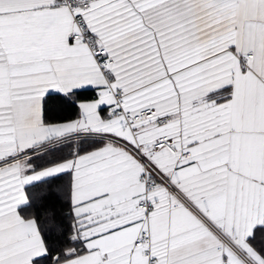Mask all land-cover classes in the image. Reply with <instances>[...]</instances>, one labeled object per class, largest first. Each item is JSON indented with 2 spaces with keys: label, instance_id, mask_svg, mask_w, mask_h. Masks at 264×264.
Returning <instances> with one entry per match:
<instances>
[{
  "label": "snow or ice",
  "instance_id": "6c2138e0",
  "mask_svg": "<svg viewBox=\"0 0 264 264\" xmlns=\"http://www.w3.org/2000/svg\"><path fill=\"white\" fill-rule=\"evenodd\" d=\"M0 264H264V0H0Z\"/></svg>",
  "mask_w": 264,
  "mask_h": 264
}]
</instances>
